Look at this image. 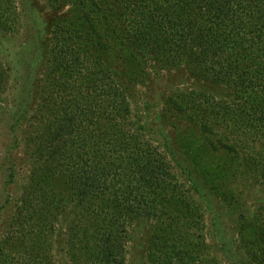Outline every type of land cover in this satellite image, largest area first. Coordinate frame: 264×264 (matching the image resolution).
<instances>
[{
  "label": "trees",
  "instance_id": "trees-1",
  "mask_svg": "<svg viewBox=\"0 0 264 264\" xmlns=\"http://www.w3.org/2000/svg\"><path fill=\"white\" fill-rule=\"evenodd\" d=\"M84 2L79 7L80 18L82 16L90 26V36L82 32L79 38L72 36L68 40L58 36L55 44L56 66L48 74V79L56 76L61 66L57 61L65 56L67 69L74 63L78 64L76 69H72L77 71L76 78L67 76L65 84L58 86L60 90L64 88L63 91L53 89L44 103L36 99L30 111H26L30 101L14 105L12 127L16 125L18 131L25 126L33 130L29 145L35 147L39 144L43 149L46 143L54 148V152L50 153L53 173L62 171L64 173H60L68 175L73 182L76 215L80 211L79 218L83 215L89 218L86 228L93 230L97 243L106 249L101 262L94 260L95 263L103 264L106 260V264H122L116 258L110 261L105 258V255L113 254L120 259L119 254L125 250L126 230L121 223L130 226L134 216L141 211L139 206L150 198L180 201L187 198L189 191L187 193L179 183L168 179L171 171L168 155H172L168 143L155 145V141L146 140L142 135L145 127H138L133 124L135 121H131L133 114L126 97L124 99L122 95L123 102L120 101L122 93L131 96L143 73L129 76L126 84L121 85L115 75L104 69L100 53L105 52L111 42L110 33L116 35L129 59L138 65L144 62L148 68L147 57L161 62L163 67L176 65V62L185 63L190 75L200 80L203 86L220 84L229 90L232 100H219L207 91L185 90V93L178 91L167 96L166 104L180 114L192 112V118L200 121L207 135H216L215 128L221 127L220 124L232 123L238 128L226 133H223V128L218 130V138L213 145L215 148L233 151L250 145L255 150L257 141L264 140V0ZM118 4L123 7L118 17H125L124 29L120 30V34H116L117 29L101 31V25L109 23V16L119 12ZM19 21L21 16L15 0H0V31L7 34L15 31ZM64 30L66 35H71V27ZM7 73L8 68L0 56V103L4 100L2 82ZM214 111H218L215 117L212 114ZM103 131L106 132L103 134L105 139L96 140L102 139V134L96 136ZM51 136L54 137L52 144L49 143ZM105 158L107 161L103 163ZM103 164L109 165L110 170L103 168ZM141 166L152 170L142 175L138 172ZM108 182L114 186L108 187ZM34 183L39 186L37 190H32ZM48 191V183L41 179L25 188L26 200L16 213L17 223L12 226L14 230L25 231L29 222L26 217L32 214L34 219L42 213L41 203L47 204ZM38 195H42V201L34 198ZM52 195L56 197V193L52 192ZM105 198L108 203L112 201V205H108ZM91 200L92 211L89 208ZM102 202L108 205L109 212L99 208L98 203ZM129 203L139 206L131 211ZM125 204L126 208H122ZM157 206L149 210L147 205H143L149 219L165 218L156 215L159 208L164 209L165 206ZM46 207L47 214L51 215L48 212L50 206ZM41 220L45 223L42 225L44 230L46 227L50 230L56 228L55 220H50L46 213ZM173 221L171 217L161 221L164 227L159 236L148 241L144 264H228V261L213 259L209 262L208 257L212 256L208 254L206 245L200 240H184L179 222ZM259 225L250 252L251 259L264 264V222ZM18 259V255L14 257L0 252V264H11ZM28 264L50 263L34 255Z\"/></svg>",
  "mask_w": 264,
  "mask_h": 264
},
{
  "label": "rangeland",
  "instance_id": "rangeland-1",
  "mask_svg": "<svg viewBox=\"0 0 264 264\" xmlns=\"http://www.w3.org/2000/svg\"><path fill=\"white\" fill-rule=\"evenodd\" d=\"M15 2L21 21L17 22L16 30L11 33L0 31V56L8 68L2 82L4 100L0 103V252L14 257L18 255L19 259L11 264H28L34 255L50 264H99L94 260L101 262L106 249L97 243V235H92L93 230L86 228L85 223L89 218L86 215L79 218L80 211L76 215L77 200L73 194V182L62 171L53 173L50 153L54 152V148L48 147L46 143L43 149L39 144L35 147L29 145L33 130L25 126L18 131L16 125L12 127L11 116L14 105L24 100L30 101L26 108V111H30L36 99L44 103L53 89L63 91L64 88L60 90L58 86L65 84L67 76L76 78L77 71L72 69H76L78 64L74 63L67 69L65 56L57 61L61 66L56 76L48 79V74L56 66L55 44L58 36L59 39L68 40L72 36L79 38L80 32L89 35L90 26L82 16L80 18L79 11L80 5L83 6L85 2ZM117 9L119 12L115 16H109V23L101 25V31L117 29L116 34H120V30L124 29L125 17H118L123 7L118 4ZM70 27L71 35H66L64 29ZM110 39L106 51L100 53V58L104 69L116 76L117 83L125 85L129 76L143 73L131 96L122 93L120 101L123 102L124 95L133 114L131 121H135L133 124L136 123L138 127H145L142 135L146 140L155 141V145L165 141L168 143L172 153L168 155V168L171 170L168 179L179 183L189 193L187 198L180 201H161L158 197L150 198V201L140 206L129 203L131 211L138 206L141 211L134 216L130 226L121 223L126 230L125 250L122 254L118 253L120 259L111 253L105 258L108 261L116 258L122 264H144L148 241L160 235L164 227L161 221L171 217L179 222V231L184 240H200L206 245L208 254L212 256L208 257L209 262L213 259L228 261V264H258L254 258L251 259V244L259 224L264 222V140L257 141L255 150L250 145L233 151L215 148L213 145L218 138V130L223 128V133H226L238 128L232 123L220 124L221 127L215 128L216 135H207L200 121L196 117L192 118V112L180 114L172 111L166 104L167 96L178 91L185 93V90H199L212 93L219 100H232L231 92L220 84L203 86L200 80L190 75L185 63L176 62V65L163 67L161 62H154L147 57L148 68L144 62L138 65L129 59L125 47L117 41L115 34L110 33ZM217 112L212 113L214 117ZM104 133L99 132L96 137ZM102 136V139L96 140H104L105 135ZM49 141L52 144L54 137L51 136ZM106 161L105 158L103 163ZM103 168L110 170L109 165L103 164ZM151 170L141 166L138 172L144 175ZM38 179L48 183L50 193L47 195V204H43L42 195L35 196L42 201V213L34 219L32 214L26 217L29 222L25 231L14 230L12 226L17 223L16 213L26 200L24 190ZM139 181H136L137 185ZM33 185L32 190L39 188L38 184ZM113 186V183L108 185ZM52 192L56 193V197H53ZM104 201L108 203L106 198ZM111 202L108 205H112ZM157 204L165 206L156 213L158 217L163 215V220H151L148 212L143 211V205L151 210ZM47 205L50 206L48 212L51 215L47 214ZM98 205L100 209L107 210L108 205L104 202ZM89 208L92 211V200ZM122 208H126V204ZM45 213L50 220H55L56 228L53 230L47 227L44 230L42 226L45 223L41 218ZM110 214L116 217L114 212L110 211ZM106 263L104 260L103 264Z\"/></svg>",
  "mask_w": 264,
  "mask_h": 264
}]
</instances>
